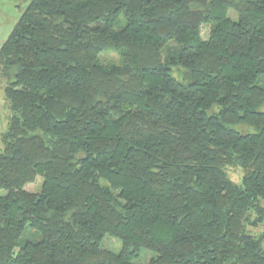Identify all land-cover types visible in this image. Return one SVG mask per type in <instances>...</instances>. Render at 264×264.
<instances>
[{"label":"trees","instance_id":"1","mask_svg":"<svg viewBox=\"0 0 264 264\" xmlns=\"http://www.w3.org/2000/svg\"><path fill=\"white\" fill-rule=\"evenodd\" d=\"M0 82V264H264V0H30Z\"/></svg>","mask_w":264,"mask_h":264},{"label":"rangeland","instance_id":"2","mask_svg":"<svg viewBox=\"0 0 264 264\" xmlns=\"http://www.w3.org/2000/svg\"><path fill=\"white\" fill-rule=\"evenodd\" d=\"M14 21L10 22L9 24H12ZM208 33V26H202L201 27V34L203 38L207 37ZM1 36L0 40H4L8 36V32L5 31V29H2L1 31ZM101 58L103 60L107 61H115L116 56L114 54H107V55H102ZM5 98L3 94V89H2V83L0 82V133H2L6 129V110L4 106ZM0 148H1V143H0ZM229 177L233 180H237L238 177L240 176V173L238 171H233L229 170L228 172ZM42 184V178L40 176H37L35 181L30 184H26L24 186V190L28 192H39ZM252 234L258 235L261 233H264V225H259L258 227L254 229H250ZM101 248L110 250L113 252H117L120 249V242L119 240L115 239L114 237L110 235H105L102 242H101ZM153 256L151 252L143 251L141 258L137 259L135 261L136 264H145L149 261V259Z\"/></svg>","mask_w":264,"mask_h":264},{"label":"crops","instance_id":"3","mask_svg":"<svg viewBox=\"0 0 264 264\" xmlns=\"http://www.w3.org/2000/svg\"><path fill=\"white\" fill-rule=\"evenodd\" d=\"M29 1L30 0H0V33L2 29H5V31L8 32V35L10 34L20 14ZM12 21L14 22L9 24ZM6 38L0 40V47Z\"/></svg>","mask_w":264,"mask_h":264}]
</instances>
